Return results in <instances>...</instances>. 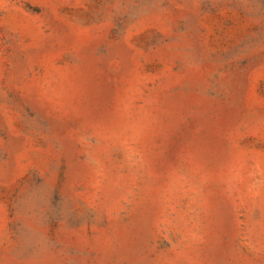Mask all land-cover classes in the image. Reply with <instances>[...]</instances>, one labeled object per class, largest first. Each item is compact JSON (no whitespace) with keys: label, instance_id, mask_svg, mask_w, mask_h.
<instances>
[{"label":"rangeland","instance_id":"rangeland-1","mask_svg":"<svg viewBox=\"0 0 264 264\" xmlns=\"http://www.w3.org/2000/svg\"><path fill=\"white\" fill-rule=\"evenodd\" d=\"M0 264H264V0H0Z\"/></svg>","mask_w":264,"mask_h":264}]
</instances>
